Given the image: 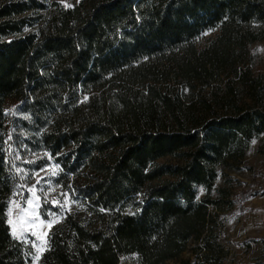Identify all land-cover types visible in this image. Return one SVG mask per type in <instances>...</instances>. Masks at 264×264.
I'll return each mask as SVG.
<instances>
[{"label":"trees","instance_id":"obj_1","mask_svg":"<svg viewBox=\"0 0 264 264\" xmlns=\"http://www.w3.org/2000/svg\"><path fill=\"white\" fill-rule=\"evenodd\" d=\"M63 1L0 0V264L35 257L7 222V100L72 207L35 264H224L209 207L220 169L264 153V0Z\"/></svg>","mask_w":264,"mask_h":264},{"label":"rangeland","instance_id":"obj_2","mask_svg":"<svg viewBox=\"0 0 264 264\" xmlns=\"http://www.w3.org/2000/svg\"><path fill=\"white\" fill-rule=\"evenodd\" d=\"M77 1L64 0L63 3L68 5ZM249 54L254 73L264 76V42L252 45ZM19 107L15 100H7L4 105L6 154L15 180L7 222L15 239L32 244L35 264L45 249L48 231L58 223L60 213L72 211V207L68 194L60 185L57 164L47 157V164L36 169L44 155L25 149L23 135L17 127V120L21 118ZM253 141L240 163L219 170L216 188L228 197L221 203V211L209 207L211 214H218L219 240L228 251L224 264L264 261V153L259 151L261 139ZM159 163L174 165L180 161L166 158ZM190 257L189 252L182 256L183 259ZM136 263L137 257L131 255L122 257L120 264Z\"/></svg>","mask_w":264,"mask_h":264},{"label":"snow or ice","instance_id":"obj_3","mask_svg":"<svg viewBox=\"0 0 264 264\" xmlns=\"http://www.w3.org/2000/svg\"><path fill=\"white\" fill-rule=\"evenodd\" d=\"M255 141H253V143H254ZM17 171H19V169L17 170ZM54 174V173H53ZM10 223H11V221H10ZM49 226H51V225H49Z\"/></svg>","mask_w":264,"mask_h":264}]
</instances>
